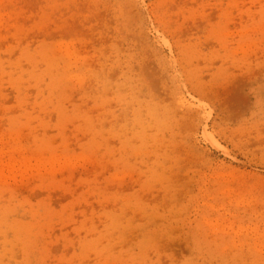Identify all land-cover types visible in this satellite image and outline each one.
Listing matches in <instances>:
<instances>
[{
    "label": "rangeland",
    "instance_id": "rangeland-1",
    "mask_svg": "<svg viewBox=\"0 0 264 264\" xmlns=\"http://www.w3.org/2000/svg\"><path fill=\"white\" fill-rule=\"evenodd\" d=\"M0 264H264V0H0Z\"/></svg>",
    "mask_w": 264,
    "mask_h": 264
}]
</instances>
